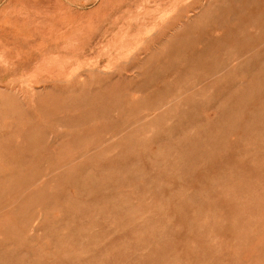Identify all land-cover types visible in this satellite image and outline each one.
Masks as SVG:
<instances>
[{
  "label": "rangeland",
  "instance_id": "rangeland-1",
  "mask_svg": "<svg viewBox=\"0 0 264 264\" xmlns=\"http://www.w3.org/2000/svg\"><path fill=\"white\" fill-rule=\"evenodd\" d=\"M0 264H264V0H0Z\"/></svg>",
  "mask_w": 264,
  "mask_h": 264
},
{
  "label": "bare ground",
  "instance_id": "bare-ground-1",
  "mask_svg": "<svg viewBox=\"0 0 264 264\" xmlns=\"http://www.w3.org/2000/svg\"><path fill=\"white\" fill-rule=\"evenodd\" d=\"M44 63V62H43ZM51 65V64H50ZM52 66H53V64H52ZM251 101V100H250ZM252 105V104H251ZM253 106V105H252ZM248 108H249V106H247ZM255 109V108H254ZM248 111V110H247Z\"/></svg>",
  "mask_w": 264,
  "mask_h": 264
}]
</instances>
